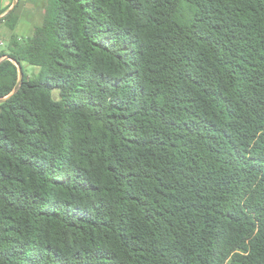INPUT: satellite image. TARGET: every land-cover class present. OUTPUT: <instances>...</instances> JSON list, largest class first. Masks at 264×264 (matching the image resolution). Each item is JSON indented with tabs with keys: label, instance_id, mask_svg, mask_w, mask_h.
I'll use <instances>...</instances> for the list:
<instances>
[{
	"label": "trees",
	"instance_id": "trees-1",
	"mask_svg": "<svg viewBox=\"0 0 264 264\" xmlns=\"http://www.w3.org/2000/svg\"><path fill=\"white\" fill-rule=\"evenodd\" d=\"M0 59V264H264V0H45Z\"/></svg>",
	"mask_w": 264,
	"mask_h": 264
},
{
	"label": "rangeland",
	"instance_id": "rangeland-1",
	"mask_svg": "<svg viewBox=\"0 0 264 264\" xmlns=\"http://www.w3.org/2000/svg\"><path fill=\"white\" fill-rule=\"evenodd\" d=\"M15 5L10 10L12 12L10 18L0 24L3 34L0 40V42L3 41V44H0V51L3 52H9V46L12 42L26 43L35 28L41 25L44 20L45 0H16ZM9 23L14 24L13 29L9 27L12 31L6 27ZM23 67L29 79L37 77L39 67L29 65L26 62L23 63ZM225 264L231 263L226 262Z\"/></svg>",
	"mask_w": 264,
	"mask_h": 264
},
{
	"label": "crops",
	"instance_id": "crops-1",
	"mask_svg": "<svg viewBox=\"0 0 264 264\" xmlns=\"http://www.w3.org/2000/svg\"><path fill=\"white\" fill-rule=\"evenodd\" d=\"M15 0H0V18L3 17V15L13 6ZM2 22V21H1ZM0 22V24H1ZM8 30L12 31L9 26H6ZM0 32H1V27H0ZM3 36L1 32V37ZM0 44H3V41L0 42Z\"/></svg>",
	"mask_w": 264,
	"mask_h": 264
},
{
	"label": "water",
	"instance_id": "water-1",
	"mask_svg": "<svg viewBox=\"0 0 264 264\" xmlns=\"http://www.w3.org/2000/svg\"><path fill=\"white\" fill-rule=\"evenodd\" d=\"M13 2H14V4H13V6H14L15 3H16V0L13 1ZM13 6H12V7H13ZM12 7H11V8H12ZM11 8H10L8 11H10ZM8 11H7V12H8ZM7 12H6V13H7ZM6 13H5V14H6ZM5 14H4V15H5ZM4 15H3V16H4ZM4 58H6V57H4ZM4 58H2V59H4ZM2 59H0V61H1ZM22 76H23V74H22L21 68H18V82H17V84H16V86H15V88H14V91H16V90L19 88L20 83H21V81H22ZM4 99H5V98L0 99V102L3 101Z\"/></svg>",
	"mask_w": 264,
	"mask_h": 264
}]
</instances>
